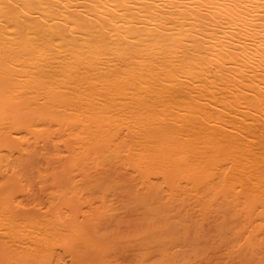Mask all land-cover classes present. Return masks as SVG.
<instances>
[{
    "label": "bare ground",
    "instance_id": "obj_1",
    "mask_svg": "<svg viewBox=\"0 0 264 264\" xmlns=\"http://www.w3.org/2000/svg\"><path fill=\"white\" fill-rule=\"evenodd\" d=\"M0 264H264V0H0Z\"/></svg>",
    "mask_w": 264,
    "mask_h": 264
}]
</instances>
